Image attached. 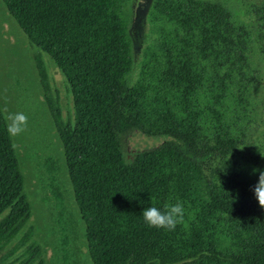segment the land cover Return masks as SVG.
<instances>
[{"label":"trees","instance_id":"1","mask_svg":"<svg viewBox=\"0 0 264 264\" xmlns=\"http://www.w3.org/2000/svg\"><path fill=\"white\" fill-rule=\"evenodd\" d=\"M1 1L52 94L19 112L34 132L57 127L62 151L35 160L43 245L27 228L32 202L0 101V249L16 253L0 264H264L252 191L253 168L264 170V131H252L258 69L252 31L228 0H153L140 44L139 0ZM258 10L264 38V0ZM47 56L73 96L65 119ZM134 129L170 138L128 161ZM177 200L175 230L145 223V208Z\"/></svg>","mask_w":264,"mask_h":264},{"label":"rangeland","instance_id":"2","mask_svg":"<svg viewBox=\"0 0 264 264\" xmlns=\"http://www.w3.org/2000/svg\"><path fill=\"white\" fill-rule=\"evenodd\" d=\"M144 1L146 0L139 1V4L136 5L135 23L132 27L139 44L149 27L148 21L140 14ZM228 2L235 13V20L245 23L252 31L251 61L258 69L257 82L253 85L251 93L253 116L256 121L252 125V131L261 133L264 131V38L260 37L262 27L258 7L262 0H228ZM5 11L6 8L0 0V101L8 115L21 111L28 102L41 99L43 103H46L48 102L47 96L52 94L50 91H44L40 83L32 59V47L26 35L21 32L15 22L9 20ZM46 60L51 71L53 86L59 91L62 118H68L74 111L73 96L55 63L48 56ZM59 121H62L61 117ZM51 130L43 134L34 132L27 126L23 133L14 137L26 177L25 192L33 207L32 217L27 228L34 229V237L40 240L43 245L44 224L39 215V183L35 174V160L39 154L61 153L62 141L59 130L57 127ZM169 138L168 135H152L139 129L132 130L125 137L127 160L131 161L140 151L151 149ZM64 175H67L66 171ZM14 246V243H10L0 249V262H9L16 256V253L15 255L11 254ZM46 249L44 257L49 263L52 260L53 251L50 247Z\"/></svg>","mask_w":264,"mask_h":264},{"label":"clouds","instance_id":"3","mask_svg":"<svg viewBox=\"0 0 264 264\" xmlns=\"http://www.w3.org/2000/svg\"><path fill=\"white\" fill-rule=\"evenodd\" d=\"M9 121L7 132L15 137L26 130L28 116L23 112L9 113L6 116ZM262 156L264 154L261 153ZM253 173L259 171L256 183L252 186V191L259 206L264 208V170L253 168ZM185 209L183 203L177 200L175 203L165 204L162 208L150 206L143 210L142 216L149 227L173 231L177 225L184 221Z\"/></svg>","mask_w":264,"mask_h":264},{"label":"flooded vegetation","instance_id":"4","mask_svg":"<svg viewBox=\"0 0 264 264\" xmlns=\"http://www.w3.org/2000/svg\"><path fill=\"white\" fill-rule=\"evenodd\" d=\"M139 1H142V0H139ZM152 2L153 0H146L144 1V5L142 7V9L140 10L141 11V15L146 19L147 17V14L151 8V5H152ZM139 4V3H138ZM137 5V4H136ZM137 7V6H136Z\"/></svg>","mask_w":264,"mask_h":264},{"label":"water","instance_id":"5","mask_svg":"<svg viewBox=\"0 0 264 264\" xmlns=\"http://www.w3.org/2000/svg\"><path fill=\"white\" fill-rule=\"evenodd\" d=\"M146 20H147V18H146ZM58 69V68H57ZM57 71V70H56Z\"/></svg>","mask_w":264,"mask_h":264}]
</instances>
